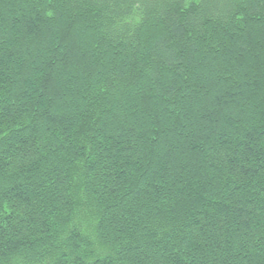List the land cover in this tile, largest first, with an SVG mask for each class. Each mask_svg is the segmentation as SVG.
Instances as JSON below:
<instances>
[{
	"label": "trees",
	"instance_id": "trees-1",
	"mask_svg": "<svg viewBox=\"0 0 264 264\" xmlns=\"http://www.w3.org/2000/svg\"><path fill=\"white\" fill-rule=\"evenodd\" d=\"M0 264H264V0H0Z\"/></svg>",
	"mask_w": 264,
	"mask_h": 264
}]
</instances>
